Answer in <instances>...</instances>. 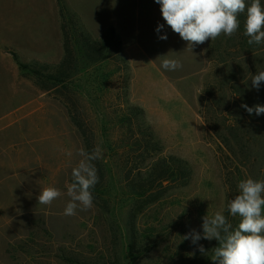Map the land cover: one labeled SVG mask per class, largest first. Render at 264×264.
Instances as JSON below:
<instances>
[{
	"label": "rangeland",
	"instance_id": "rangeland-1",
	"mask_svg": "<svg viewBox=\"0 0 264 264\" xmlns=\"http://www.w3.org/2000/svg\"><path fill=\"white\" fill-rule=\"evenodd\" d=\"M63 20L72 32L83 26L97 40L114 26L128 62L126 71L114 60L92 64L77 54L69 92L61 90L76 100L93 130L106 175L98 201L103 206L78 208L74 216L64 215L70 199L65 185L81 159L78 150L85 149L83 138L57 92L62 85L42 90L15 58L57 65ZM164 34L167 40L158 39ZM212 43L186 50L155 0H0V264H213L211 250L202 255L182 240L192 229L202 233L206 214H224L227 201L225 170L199 114L211 80ZM165 55L183 67L163 69ZM129 106L142 110L143 127L160 143L144 164L175 156L191 171L184 186L165 183L154 202L138 201L126 187L122 165L143 161L124 138ZM44 187L65 194L50 206L38 204ZM198 243L217 246L215 239Z\"/></svg>",
	"mask_w": 264,
	"mask_h": 264
},
{
	"label": "trees",
	"instance_id": "trees-1",
	"mask_svg": "<svg viewBox=\"0 0 264 264\" xmlns=\"http://www.w3.org/2000/svg\"><path fill=\"white\" fill-rule=\"evenodd\" d=\"M245 2L246 8L250 6L251 0ZM261 3L264 5V0H261ZM238 19L240 27L235 35L229 38L221 34L213 40L210 49L213 64L211 80L203 89L199 112L203 120L205 139L216 145L225 170L227 201L224 215L233 227L237 226L239 217L233 218L230 215L227 211V202L238 194L239 181L248 177L259 178L264 174V114L249 115L246 109L241 107L242 104H247L249 107L264 105V83L259 90L253 88L251 84L252 75L264 70V63L257 62L260 58L264 59V44L247 43L248 37L244 35L246 10L239 14ZM61 30L63 58L57 65L28 64L20 62L16 56L15 58L21 71L37 78L42 90L52 91L59 84L62 85L57 92L64 96L63 104L83 138L85 149L90 152L96 146L93 130L84 118H81V109L76 100L69 93L65 96L64 91L61 90L69 92L68 85L76 69L77 54H81L92 64L103 58L114 60L124 64L122 70L126 71L128 62L123 55V41L114 26L108 27L98 40L94 39L83 26L75 28L72 32L65 20L62 22ZM229 64H232L230 68H228ZM223 69H226L225 74ZM127 109L129 115L124 117L123 121L126 129L124 138L126 142L129 140L132 142L128 151L138 153L143 161L132 163L134 166L131 167L129 162L122 165L126 187L131 195L138 198V201L145 198L154 202L160 197V193L156 191L159 192L165 183L184 186L190 178L191 171L184 160L175 156L152 160L145 165V161L151 158L153 153L161 150L160 143L153 132L143 127L142 110L133 106ZM138 122L139 124H136ZM94 163L100 179L92 192L95 205L102 207L103 205L99 203L101 199L99 193L105 181V169L101 159ZM133 243L135 244L134 241Z\"/></svg>",
	"mask_w": 264,
	"mask_h": 264
},
{
	"label": "clouds",
	"instance_id": "clouds-1",
	"mask_svg": "<svg viewBox=\"0 0 264 264\" xmlns=\"http://www.w3.org/2000/svg\"><path fill=\"white\" fill-rule=\"evenodd\" d=\"M160 6L162 18L171 30L187 42L186 50L192 51L196 45L215 40L221 34L232 37L240 27L239 14L246 10L244 35L249 45L264 44V5L261 0H251L246 8L245 0H155ZM164 24H159V34ZM167 35H158V39L167 40ZM162 59L161 67L167 71H175L183 65L177 59ZM264 83V70H259L251 77L252 87L259 90ZM249 115L264 114V105L249 107L242 104ZM68 156L72 153L68 152ZM81 159L72 168V181L66 183V194L70 198L64 209V215L74 216L77 209L87 211L94 207L92 189L99 182L95 161L103 158L102 149L95 146L90 152L84 148L78 150ZM238 194L227 202V211L235 218L239 217L237 226L217 211L211 217H202V233L195 229L185 234L182 240H191L202 255L210 256L213 264H264V180L251 177L239 181ZM59 188L44 187L37 196L38 204L51 205L64 195ZM201 239L213 240L218 245L205 249L198 242ZM195 255V253H189Z\"/></svg>",
	"mask_w": 264,
	"mask_h": 264
}]
</instances>
